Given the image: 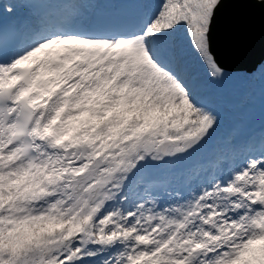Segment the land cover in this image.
I'll list each match as a JSON object with an SVG mask.
<instances>
[{
	"label": "snow or ice",
	"instance_id": "1",
	"mask_svg": "<svg viewBox=\"0 0 264 264\" xmlns=\"http://www.w3.org/2000/svg\"><path fill=\"white\" fill-rule=\"evenodd\" d=\"M229 5L264 0L4 7L0 264H264V125L206 154L219 114L193 72L228 78Z\"/></svg>",
	"mask_w": 264,
	"mask_h": 264
},
{
	"label": "water",
	"instance_id": "2",
	"mask_svg": "<svg viewBox=\"0 0 264 264\" xmlns=\"http://www.w3.org/2000/svg\"><path fill=\"white\" fill-rule=\"evenodd\" d=\"M213 52L226 70L252 72L264 61V9L229 5L214 26Z\"/></svg>",
	"mask_w": 264,
	"mask_h": 264
},
{
	"label": "bare ground",
	"instance_id": "3",
	"mask_svg": "<svg viewBox=\"0 0 264 264\" xmlns=\"http://www.w3.org/2000/svg\"><path fill=\"white\" fill-rule=\"evenodd\" d=\"M7 4L8 3L6 1H2L3 8L0 9L1 15L8 16L7 13L4 12V7ZM225 71L228 78L224 80H215L207 75L206 69L202 64L197 62L193 67L198 90L200 88L202 90L207 83H218L217 86L219 87L220 85L225 84L228 85V92H223V95H226L229 100L231 99V101H239L240 99H242V103L238 104V106H236L235 108L237 109L236 116L238 124L233 125V120L231 118H228L227 125L225 127L219 126L216 133L214 134L213 140L209 142V145L204 150L206 154L209 153V147L215 146L218 141L236 134L242 136L243 132H245V126L249 124L252 117L254 116L256 107L264 106V101L256 100V97L264 98V62L260 64V66H258L255 71L251 73V77L247 79L244 78L249 76V73L247 71H231L226 69ZM221 81L224 82L222 83ZM225 85H223L224 88H226ZM250 90L251 93L255 94L256 97L250 96L251 94L248 92ZM245 105L248 106L246 110H243V107ZM226 128H229V131L227 132L226 137L223 138L224 132H226Z\"/></svg>",
	"mask_w": 264,
	"mask_h": 264
},
{
	"label": "rangeland",
	"instance_id": "4",
	"mask_svg": "<svg viewBox=\"0 0 264 264\" xmlns=\"http://www.w3.org/2000/svg\"><path fill=\"white\" fill-rule=\"evenodd\" d=\"M222 83L224 82V81H221ZM213 84V85H212ZM206 85H211L213 88H216V87H219V86H217L218 85V83H207ZM223 85H225V84H223ZM223 85H220V87L222 88L223 87ZM225 89L223 90V91H226V92H228V85H225ZM202 90H201V88L199 89V92H201ZM260 99H264V98H260L259 97V100ZM262 101H264V100H262ZM245 106H247V105H245ZM226 120H228V118L226 119ZM221 136V135H220ZM215 138H217V137H215Z\"/></svg>",
	"mask_w": 264,
	"mask_h": 264
}]
</instances>
